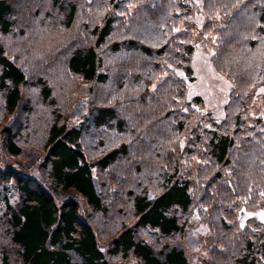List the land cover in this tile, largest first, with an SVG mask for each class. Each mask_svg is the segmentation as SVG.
<instances>
[{
  "label": "trees",
  "instance_id": "trees-1",
  "mask_svg": "<svg viewBox=\"0 0 264 264\" xmlns=\"http://www.w3.org/2000/svg\"><path fill=\"white\" fill-rule=\"evenodd\" d=\"M49 1L54 10L63 13L60 20L63 19L66 28L72 26L79 3L85 4V0L79 3L76 0ZM126 1L104 0V5L90 10V14L85 10L82 25L83 32L88 33L82 40L85 43L81 44L80 34L77 33L71 42V52L66 62L67 68L85 81L102 84L108 81L110 71L119 76L120 84L125 82L126 85L132 81L124 89L123 98L127 101L115 96L116 105L91 104V116L86 115L70 125L55 117L45 135L40 177L21 174L12 169L1 170L5 171V175L2 173L0 176V195L6 205L9 237L18 248L23 264H189L180 243L164 240L163 237L185 231L181 217L195 198L205 202V206L214 207L206 215L213 213L215 218H222L223 214L218 213L215 206L225 208L231 203V197L226 196L230 189H221L233 180L227 168L233 167V158L240 148L248 147L250 136L256 141L264 140V120L261 119L254 121L255 127L239 130L240 136L213 126L203 129L202 134L191 135L182 120H170V126L175 125L181 135L162 139L160 130L163 128L156 125L161 124L165 116L178 114V109L174 104L172 109L169 98L156 99V91L142 89L147 79L156 77L155 71L160 72V68H164V63L171 71H174L173 65L178 67L183 80H192L189 58L193 54V42H200L206 37L210 39L209 33H214L216 29L213 42L219 46L225 32L219 37L217 28L224 23V26H228L226 32L232 30L230 22L248 0H214L213 6L207 4V0H202L205 20L200 27L192 21L197 12L195 0H173L167 20H160V16L154 13L150 15L162 0H132L137 6L131 10L123 5ZM17 5L26 6L12 3V0H0L1 33H8L13 28ZM223 17L228 20L224 22ZM258 17L264 35V4L259 9ZM210 20L216 22L210 24ZM174 22V30L171 31L167 25ZM178 25L179 29L176 30ZM160 26L161 31L157 30ZM151 31H160V34L150 38ZM228 67L223 64L222 71L233 79L234 73ZM263 71L264 61L256 77ZM25 82V67L8 56L0 43V89L8 113L17 108L21 99V86ZM40 82L45 100L51 89L45 80L40 79ZM131 86L139 89L136 91ZM142 104L146 108H135ZM143 109L148 111L146 117L131 119L133 112ZM150 116L155 120L153 127L149 126ZM240 124L241 119L238 117L236 127ZM131 125L133 135L125 131L130 130ZM101 128L117 133L125 131L128 136L125 135L117 144L104 148L99 155L89 159L85 156L83 139L96 137ZM2 130L5 131L6 149L12 155L19 154L21 148L14 141L9 127L5 126ZM154 131L160 134L156 138ZM182 135L185 136L183 145L182 140H179ZM189 142L200 158L214 164L211 170L205 165L188 166L180 163L179 157L183 159V155L186 162H191L192 150L186 145ZM198 144L201 145L200 149ZM144 160L162 164L161 171H164L163 167L166 169L163 177L159 178L161 182L157 190L146 187L141 179H138V186L132 188L124 182L126 173L119 171L128 169L121 165L122 162H134V168L139 172L140 162ZM113 166L118 169L113 173V187L126 188V191H119V196L131 201L133 218L119 227L104 250L97 240L91 215L105 209L107 184L99 181L93 169L108 175ZM241 172L254 177L248 187H243L241 191L233 189L234 193L246 196L248 207H264V171L246 169ZM214 178L217 179L216 183ZM6 180H11V185ZM11 190L19 195V202L15 206L9 203ZM210 224L213 227V223ZM251 224L242 230L245 234L241 252L237 255L229 250L232 245H227L222 236L214 234L211 240L219 246L211 251L219 261L227 253L234 264H264V227L256 229L255 222L251 221ZM149 236L159 240L157 247L150 242ZM216 256L210 255L208 259L217 261ZM133 259H136L134 263L131 262Z\"/></svg>",
  "mask_w": 264,
  "mask_h": 264
},
{
  "label": "rangeland",
  "instance_id": "rangeland-1",
  "mask_svg": "<svg viewBox=\"0 0 264 264\" xmlns=\"http://www.w3.org/2000/svg\"><path fill=\"white\" fill-rule=\"evenodd\" d=\"M79 2L82 0H76V3ZM195 2L197 12L192 21L200 27L205 20V14L201 8L202 0H195ZM206 2L210 6L214 4V0ZM12 3L26 6H16L13 15L14 26L8 33L0 32V43L8 56L23 64L26 69V82L21 86V99L13 112H7L4 95L0 89V176L2 173L5 175V171L1 170L6 168L21 174L40 177L39 166H41L45 153V135L54 118H59L60 121L62 119L66 125H70L86 115L91 116V104L114 103L116 105L115 96L123 98L124 89L132 81L127 82L126 85L125 82L120 84L119 76L111 71L108 81L102 84L85 81L67 68L66 60L71 52V42L79 33L81 44H84L82 40L88 34L84 33L82 28L85 10L90 14V10L98 9V5H104V0H85L84 5L79 3L74 22L69 28L64 27L63 19L60 20L63 13L54 10L49 0H12ZM172 3L173 0H162L159 6L150 12V15L153 16L154 13L155 16H160V20H167ZM263 4L264 0H248L243 3L244 6L240 13L230 22L232 30L226 32L228 26H224V23L217 28L219 37L225 32L219 46L213 42L216 29L215 35L212 32L209 33L210 39L206 37L200 42H193V54L189 58L192 80L188 78L183 80L182 72L178 67L173 65L174 71H171L164 63L163 69L159 67L160 72L155 71L156 77L147 79L142 85L143 90L156 91V99L166 97L167 100L169 98L172 102V109H174L172 104L178 109V114L165 116L162 123L156 125L163 129L160 130L162 136L158 131L152 133L155 138L157 134L162 139L181 135V131H176L175 125L170 126V120H182L191 135L202 134L203 129L207 130L213 126L231 133L235 132L238 136H240L239 130L255 127V120H264V71L258 78L256 77L264 61V35L261 32L258 17L259 9ZM123 5L131 10L137 6V3L127 0ZM91 6L92 9H90ZM222 19L224 22L228 20L226 17ZM213 22L216 21H209L210 24ZM167 26L172 31L175 22ZM179 26L175 29H179ZM183 27L185 28V25ZM161 28L160 26L157 30L161 31ZM160 31H151L150 38H154L155 34H160ZM168 64L171 63L168 62ZM223 64L233 71V79L222 71ZM40 79L45 80L51 89L49 97L45 100L42 97ZM140 85L141 83L138 86ZM139 87L131 86L130 88L137 91ZM144 104L135 108H146ZM147 112L145 109L133 112L131 119L144 118ZM238 117L241 119V124L236 127ZM153 125H155V120L150 116L149 126L153 127ZM5 126L9 127L14 141L21 148V152L17 155H12L6 149L5 131L2 130ZM132 126L130 130H125L129 135H133ZM125 131L117 133L101 128L96 137L84 138L85 156L91 159L99 155L104 148L117 144L119 139L122 140L125 135L128 136ZM179 140H182L183 145L185 136H180ZM248 140L250 141L247 144L248 147L240 148L233 158V167L227 168V173L232 174L233 180L221 189H230L226 196L231 197V203L225 208L219 204H217L218 207L215 206L218 210L216 211L223 214L222 218H215L213 213L206 215V212L214 207L205 206V202L197 201L195 198L193 204L181 217L185 231L181 234L163 237L164 240H175L180 243L185 249L189 264H234L227 253L224 259L219 261L211 251L219 246L213 244L211 240L214 234L222 236V239L227 241V245H232L234 248L229 246V250L237 255L241 252L240 248L243 244L245 234L242 233L243 228L252 226L251 221L255 222L256 229L264 227V207H248L247 197L238 196L233 191V189L241 191L243 187H248L254 177V175H244L242 170L264 171V140L256 141L251 136ZM186 145L192 150L191 162H186L183 155V159L182 156L179 157L181 164L205 165L210 170L213 168L214 164L200 158V154L195 152L192 143L189 142ZM200 148L201 145L198 144V149ZM133 163H121L122 166L128 168L119 169L127 175L125 184L135 188L140 183L138 179H141L146 187L157 190L161 182L159 178L163 177L165 167H163L164 171H161L162 164H153L144 160L140 162L141 168L138 172ZM117 170L113 166L111 173L105 175V172L97 173L96 169H93L99 181L107 184L104 194L106 195L105 209L101 212H93L91 215V222L97 232V240L104 250L119 227L133 218L131 201L119 196L121 193L119 191H126V188L113 187L115 183L113 173ZM216 181L217 179L214 178L215 183ZM8 185H11V180L8 181ZM1 186L2 178L0 177V190ZM76 196L80 202L83 201L78 194ZM18 200V193L11 190L9 203L15 206ZM6 212V205L0 195V264H23L18 248L9 237ZM210 222L213 223V227ZM149 240L157 247L159 240H155L152 236H149ZM210 255L216 256L217 261L208 259ZM135 261L136 259H133L131 262Z\"/></svg>",
  "mask_w": 264,
  "mask_h": 264
}]
</instances>
